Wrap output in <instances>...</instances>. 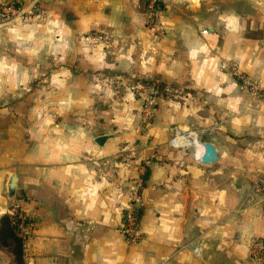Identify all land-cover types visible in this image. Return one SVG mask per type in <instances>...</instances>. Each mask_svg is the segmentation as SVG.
Here are the masks:
<instances>
[{"label":"crops","instance_id":"1","mask_svg":"<svg viewBox=\"0 0 264 264\" xmlns=\"http://www.w3.org/2000/svg\"><path fill=\"white\" fill-rule=\"evenodd\" d=\"M21 2L27 19L0 24V93L14 74L17 99L0 108V217L11 201L27 217L25 264H264L253 245L264 242V197L245 201L264 170V97L218 68L246 45L264 52V0ZM134 79L161 87L140 135L123 130L142 102ZM36 90L42 101L30 100ZM188 128L215 162L171 143ZM137 180L143 238L132 244L122 212ZM0 264H13L2 247Z\"/></svg>","mask_w":264,"mask_h":264},{"label":"rangeland","instance_id":"2","mask_svg":"<svg viewBox=\"0 0 264 264\" xmlns=\"http://www.w3.org/2000/svg\"><path fill=\"white\" fill-rule=\"evenodd\" d=\"M22 3V2H21ZM23 5V4H22ZM27 16H29L28 11H26ZM155 17L151 15L149 20H154ZM24 22V21H23ZM6 26L4 28H15L16 26L10 25V24H16V21H13L11 23H2ZM251 32V31H250ZM261 31L258 32L260 34ZM248 32L246 31V34ZM262 33L264 31L262 30ZM252 34V33H251ZM16 53V47H12ZM228 50L234 55H236V45L233 46L229 45ZM246 55L243 56V59H239V61L233 59V58H227L223 57L219 60L218 68L220 71H222L225 74H228L232 79L235 81V84L239 88L240 91L244 92L246 95L252 96V97H264V78H259V75H264V64L262 63H255V60H262L264 61V52L261 51L260 55L254 54L253 47L248 48V46H245ZM23 51V50H22ZM259 53V52H258ZM2 79V82L4 85V89L0 93V108L2 107H8L12 103H16V75L11 74V76H7L4 79ZM137 80V85H142L143 87L141 95L137 94V96L140 98L141 105L136 108L135 110H132L131 114L133 115L132 118L134 120H131V126L126 128L123 127V130L126 129L128 133H133L136 135H140L141 133L146 132V127L152 123L157 115L158 112V98L160 96V83L153 80V79H134ZM43 85V78L35 79L34 82L31 83V87H34L36 89H39L40 86ZM3 86V85H2ZM152 95L157 96V104L155 106V111L152 116H148L146 112L144 111V105L147 101V98H149ZM136 96V95H135ZM30 100L36 99V101H42L43 100V93H39L37 90L34 94L30 96ZM34 103V102H33ZM31 114L34 113L36 117H39L38 114L41 113L40 110H31ZM120 112L119 114H122L124 116L125 113H121L123 111H116ZM126 117V116H125ZM137 118V119H136ZM136 119V120H135ZM127 123V120H126ZM128 125V124H127ZM211 129V131H217V127L212 126V128H206V131ZM197 131V129H184L182 132H189V131ZM177 130H175L173 133L175 135ZM174 137V136H173ZM16 201L10 202V213L12 214V209L15 207ZM5 251H7L10 255L11 253L4 248ZM12 256V255H11ZM13 261V256H12Z\"/></svg>","mask_w":264,"mask_h":264},{"label":"built area","instance_id":"3","mask_svg":"<svg viewBox=\"0 0 264 264\" xmlns=\"http://www.w3.org/2000/svg\"><path fill=\"white\" fill-rule=\"evenodd\" d=\"M26 9L21 3V0H0V24L11 23L13 21H24L27 19ZM207 33V31H203ZM157 104V96L152 95L147 98L144 105V111L148 116H152L155 111V106ZM171 143L175 146H186L188 144H193L196 148V154L199 158L203 151L204 142L199 138L197 131H189L187 133L182 131H177L171 140ZM142 184L140 180L132 183V185L127 189V196L129 203L127 208L122 212L123 223H122V233L128 243L136 244L140 242L143 238L141 221L136 215V210L140 208V191ZM264 197V170L259 173L249 190L248 196L246 197V202H254L256 199ZM12 214L17 215L21 220H24V214L19 210V207L15 205L12 209ZM23 223H20V228L22 229ZM258 250L264 249V242L257 241L254 242Z\"/></svg>","mask_w":264,"mask_h":264},{"label":"trees","instance_id":"4","mask_svg":"<svg viewBox=\"0 0 264 264\" xmlns=\"http://www.w3.org/2000/svg\"><path fill=\"white\" fill-rule=\"evenodd\" d=\"M136 215L141 221V208L136 210ZM25 217V216H24ZM28 223L27 217L21 220L17 215L6 213L0 217V247L7 249L13 256V264H25L24 241L20 223Z\"/></svg>","mask_w":264,"mask_h":264},{"label":"water","instance_id":"5","mask_svg":"<svg viewBox=\"0 0 264 264\" xmlns=\"http://www.w3.org/2000/svg\"><path fill=\"white\" fill-rule=\"evenodd\" d=\"M38 4H35L31 10V14H36ZM108 138L107 135L99 136L96 142L102 145ZM218 159V155L215 147L210 143H204L202 154L199 157V161L205 164H211ZM18 185V175L16 173H10L5 184V195L9 200H13L16 197V190Z\"/></svg>","mask_w":264,"mask_h":264}]
</instances>
